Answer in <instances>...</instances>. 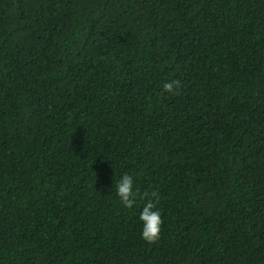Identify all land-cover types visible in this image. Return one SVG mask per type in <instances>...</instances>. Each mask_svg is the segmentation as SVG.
I'll return each instance as SVG.
<instances>
[{
	"label": "trees",
	"instance_id": "trees-1",
	"mask_svg": "<svg viewBox=\"0 0 264 264\" xmlns=\"http://www.w3.org/2000/svg\"><path fill=\"white\" fill-rule=\"evenodd\" d=\"M0 264H264V0H0Z\"/></svg>",
	"mask_w": 264,
	"mask_h": 264
},
{
	"label": "clouds",
	"instance_id": "clouds-1",
	"mask_svg": "<svg viewBox=\"0 0 264 264\" xmlns=\"http://www.w3.org/2000/svg\"><path fill=\"white\" fill-rule=\"evenodd\" d=\"M164 87L172 90V84ZM115 194L125 208H132L136 204L135 178L130 174H123L113 183ZM155 195V194H153ZM138 219L141 224V238L148 243H155L161 234L163 224L162 214L152 199H148L139 212Z\"/></svg>",
	"mask_w": 264,
	"mask_h": 264
}]
</instances>
